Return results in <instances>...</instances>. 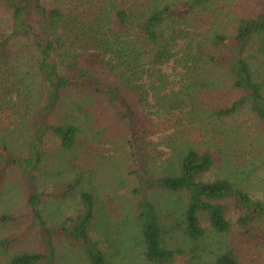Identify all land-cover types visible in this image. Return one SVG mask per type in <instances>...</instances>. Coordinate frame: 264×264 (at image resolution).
I'll return each mask as SVG.
<instances>
[{
	"label": "trees",
	"instance_id": "16d2710c",
	"mask_svg": "<svg viewBox=\"0 0 264 264\" xmlns=\"http://www.w3.org/2000/svg\"><path fill=\"white\" fill-rule=\"evenodd\" d=\"M221 2L70 0L61 7L47 0H0L11 22L9 32L0 31V111L18 109L28 120L35 108L26 83L29 75L17 70L23 52L30 55L47 91L46 103L32 112L34 133L22 141L24 152L12 137L0 133V183L4 170L18 168L28 185L27 206L41 231L42 249L5 255L0 264H57L61 237L79 243L90 264H113L119 249L130 248L132 240L145 264H169L180 255L191 264H242L226 240L234 228L240 246L264 249V198H254L245 185L255 169L230 167L220 172V146L215 143L224 135L225 121L244 109L264 129V10L243 16L228 7L226 12L234 14L230 29L202 27L201 15ZM253 44L263 58L262 68L248 57ZM166 65H172L177 76L168 93L164 90L171 75ZM72 91L98 97L124 121L128 144L142 161L146 154L140 144L136 98L148 102L157 94L159 101L168 102L164 106L197 121L207 134L206 147L169 136V151L157 175L136 159L137 170L145 174L142 191L167 194L165 213L142 192L132 217L124 220L125 231L113 237L111 246L94 236L99 212L92 192L79 190L81 211L58 224L50 223L42 207L34 171L44 159L47 135H56L65 151L78 140V126L52 120ZM225 92L235 96L227 100ZM16 218L3 215L1 220ZM171 233L179 235L175 246ZM14 240L0 241V255Z\"/></svg>",
	"mask_w": 264,
	"mask_h": 264
},
{
	"label": "rangeland",
	"instance_id": "374dc122",
	"mask_svg": "<svg viewBox=\"0 0 264 264\" xmlns=\"http://www.w3.org/2000/svg\"><path fill=\"white\" fill-rule=\"evenodd\" d=\"M70 0H47L50 6L67 7ZM75 3V2H74ZM231 8L243 16L256 15L264 10V0H222L213 4V12L201 15V26L206 28L230 29L233 13L226 12ZM10 17L0 5V31L9 32ZM20 41L18 49L21 50ZM23 52V51H22ZM248 57L255 67L262 68V57L256 50L255 44L250 47ZM18 72L29 75L26 83L32 88L33 102L37 111L46 103L47 91L41 78L32 66L30 55L23 52ZM170 73L169 83L164 93H168L177 79L172 65L164 67ZM224 94V93H223ZM222 94V95H223ZM224 95L226 99L235 96L232 93ZM224 97V96H223ZM136 101L138 111L137 127L141 134V146L145 151V160L133 153L127 141L124 121L111 113L108 106L96 96L93 98L86 92L72 91L67 93L64 104L56 111L52 120L56 123H73L79 127L78 140L70 151H65L59 138L53 133L46 137L43 151L44 159L39 168L34 171L37 176L38 189L43 201V210L50 223L58 224L68 216H74L81 211L79 206V190H88L94 194L98 213V221L94 227V236L103 246H111L113 237L125 231V221L137 208V203L143 193L154 201L159 209L166 207L168 196L159 189L142 191L144 175L137 170L136 159L146 165L145 170L157 175L164 157L169 149L168 137L175 136L180 142L185 141L206 147L207 134L197 121H190L186 114L172 106L159 101L154 95L148 102ZM164 107V108H163ZM28 120L27 114H19L18 109L0 111V133L7 139H13L20 152L22 141L34 133V123ZM224 135L217 136L221 153L220 172L228 168H241L245 171L255 169L245 184L254 198H264V129L257 118L244 109L234 118L227 119L223 125ZM217 172V171H216ZM212 173L207 177L213 178ZM68 189V190H67ZM143 192V193H142ZM28 185L17 167L11 166L2 173L0 183V241L15 239L0 255V262L5 255L9 256L19 251H39L42 249L41 231L34 225L27 206ZM78 209V210H77ZM3 215L16 216L11 222L1 220ZM102 217V218H101ZM234 223V212L229 216ZM125 220V221H124ZM94 222V221H93ZM207 226V224H205ZM97 227V229H96ZM93 236V237H94ZM173 239L171 246L177 245L175 233L169 234ZM236 229L227 236L230 246L239 254L242 264H264V249L252 246H240ZM128 249H119L118 259L112 258L113 264H145L136 249V241ZM224 239L220 242L227 243ZM223 245V244H222ZM126 248V247H124ZM114 250V247L111 248ZM122 250V251H121ZM116 252V251H114ZM57 264H90L76 241L61 237L58 240ZM185 255L177 256L169 264H191Z\"/></svg>",
	"mask_w": 264,
	"mask_h": 264
}]
</instances>
